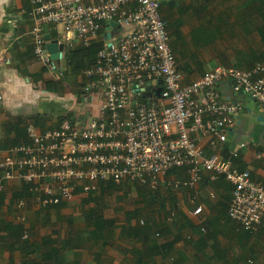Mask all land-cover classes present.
<instances>
[{"label":"built area","instance_id":"built-area-1","mask_svg":"<svg viewBox=\"0 0 264 264\" xmlns=\"http://www.w3.org/2000/svg\"><path fill=\"white\" fill-rule=\"evenodd\" d=\"M28 1L33 53L49 72L63 68L50 57L47 28H61L57 42L68 51L101 45L94 63L81 71L87 80L81 94L87 98L98 89L102 102L99 115L85 122L65 117L56 128L26 127L28 140L0 160V205L11 180L29 186L36 205L47 208L97 192L108 181H134L152 191L195 190L208 172L213 181L224 177L232 186L228 217L244 231L257 232L264 220V185L235 167L245 144L221 155L242 106L224 101L218 87L229 81L234 93L252 97L264 110V63L250 70L220 64L187 82L162 0ZM175 169L185 178H168ZM16 207L22 211L26 202ZM18 219L25 222L24 216ZM28 239L25 229L23 240Z\"/></svg>","mask_w":264,"mask_h":264},{"label":"crops","instance_id":"crops-1","mask_svg":"<svg viewBox=\"0 0 264 264\" xmlns=\"http://www.w3.org/2000/svg\"><path fill=\"white\" fill-rule=\"evenodd\" d=\"M162 1L164 18L188 41L187 50L193 47L192 31L212 26L211 44L201 46L200 60L205 72L220 64L239 66L237 53L251 45V38L258 51L264 53V37L255 33L240 36L236 27L233 29L238 23L239 8H252L253 0ZM253 8H264V0H259ZM30 9L28 0H6L0 5V72L18 71L26 84L33 85L42 94L36 107L24 108L16 114L0 108V160L12 147L25 142L29 125L39 130L56 128L65 117L77 123L85 122L99 115L102 102L98 89L83 98L81 93L87 80L81 72L75 73L72 69L69 59L74 51H64L62 73L49 72L35 59ZM211 13L213 17L209 20ZM258 22L264 24V14ZM45 35L49 41H58L62 30L47 28ZM180 57L177 54V60ZM189 68L196 71L193 65ZM198 77L187 76V80ZM218 89L224 101L242 106L221 155L226 158L240 144H245L239 158L234 160L235 167L249 170L252 178L264 185V124L256 120L264 110L252 97L234 93L229 81L220 84ZM201 140L202 145L209 147L208 138ZM178 177L185 178V174L180 173ZM178 177L173 175L170 179ZM129 184L137 188L138 206L123 211L118 220L106 214V206L102 205L111 194L100 191L93 202H84L89 194L80 195L72 203H63L62 208L47 210L39 208L30 196L24 200V210H17L18 201L14 197L22 191L23 183L8 181L0 205V264H250L249 261L264 264V220L257 232L249 233L228 218L232 186L224 177L213 181L211 174L204 172L195 190L174 191L170 195L134 181L120 185ZM151 192L162 196L154 200ZM201 207L202 213L195 216L193 211ZM122 210L119 208L118 212ZM19 215L25 217L24 223L19 222ZM94 216L114 223L100 233L102 237L97 241L93 238ZM143 219L149 222L146 230L141 229ZM3 224L13 226V230L1 229ZM22 225L29 231L27 241L18 238L19 232L22 235L19 227Z\"/></svg>","mask_w":264,"mask_h":264},{"label":"trees","instance_id":"trees-1","mask_svg":"<svg viewBox=\"0 0 264 264\" xmlns=\"http://www.w3.org/2000/svg\"><path fill=\"white\" fill-rule=\"evenodd\" d=\"M258 1L259 0H253L251 2L250 6L252 8H239L238 14L236 15V23H237V21H238V23L235 24V26H233V29H234V27H236L237 32L239 33L240 36H242L241 34H243V33H244L243 35H245V36H247L248 33L249 34L255 33V34L261 35L260 37L263 39V37H264V24L259 25L260 23L258 22V18H259V16H263L264 8H253V7H257ZM162 7H163V1H162ZM161 12L163 14V8H162ZM211 12L213 13V10ZM212 13L209 16V20H211V17H213ZM224 16H225V18L229 19L228 14H225ZM219 19H221V17ZM167 23H168V31L170 34L171 45H172L174 54H175V56H177V54L179 56H181L180 61L177 60V58H176V60L178 62V66H179L180 71L184 74L185 80L187 82H191V81L187 80V76L189 77V76L198 75L200 77V76L204 75L206 72H205L204 66L202 65V62L200 60L201 59L200 57L202 56L201 46L206 47V46H209L211 44L210 28L212 26L211 25L201 26L200 29L192 31L191 35H190V37H191L190 40L193 44V47H192L193 50L192 49L187 50L186 48H187V45L189 44L188 41L184 40L182 34L180 32H178L177 30H175L174 24H171L168 21H167ZM100 47H101V45L96 42L95 44L92 45L91 48H88V49L78 48L72 53H70L71 52L70 51L69 53L71 54V56H70L69 61L71 62L70 64L72 65L73 71L75 73H80L84 68L90 67L93 64L95 57H96V53L98 52ZM245 49L246 50L237 53L239 66H234V67L242 68L244 70H250L256 64L264 63V53H261L258 51V49L256 47V43L252 40V38H251V45L249 47L246 46ZM179 50H182V52ZM222 57H224V56L222 55L221 58ZM86 60H91V63L86 62ZM191 65L195 66L196 71L188 70V69H190L189 67ZM25 135H26V140H25V142H26L28 140L27 130L25 131ZM180 173L181 172L177 169L172 170L171 172H169L168 178H170L173 175L178 177ZM136 183L138 184V182H136ZM101 184H103V185H101ZM101 184H100L99 190L97 192L90 193L84 202H93V201L97 200V198L99 196V194H98L99 191L100 192H108V193L112 194V192H116V191L122 189L120 187L121 186L120 184H116L113 181L103 182ZM106 186H109L107 188V190L105 189ZM146 190H147V188H146ZM173 192L174 191H172V190H168L165 193H163V192L162 193L165 195L166 194L170 195V193H173ZM150 194H152V192ZM152 195H154V197L152 196V198H154V200L157 197L162 196L159 193L152 194ZM3 196L4 195L1 196V200H2ZM30 196H33V198H34V194L32 192H30V187L27 186L26 184H23L22 191L19 193H16L14 199H16L17 201H20V200H25L27 197H30ZM63 206H65V205L63 203H61L59 205H53V206H49L47 208H41V209L47 210V209H50L53 207L62 208ZM143 221H144V223H143V226L141 227V229L146 230L147 228H149V222L145 221L144 219H143ZM113 225H114V223L112 221H108V220L106 221L100 217L94 216L92 218V226L95 228V231L93 233L94 240L95 241L99 240L102 237V234H100V233L103 230L108 229L109 227H113ZM19 227L22 229V231H21L22 235H20V232H19V236H18V233H16V235L22 241H27V240H23V233H24L23 230H25L27 228L26 227L24 228L23 225H22V227L21 226H19ZM12 228H13V226H11V225L5 226V224H3V227L1 229H5V231H6V230H13ZM141 240H143L145 242L144 238H142Z\"/></svg>","mask_w":264,"mask_h":264},{"label":"clouds","instance_id":"clouds-1","mask_svg":"<svg viewBox=\"0 0 264 264\" xmlns=\"http://www.w3.org/2000/svg\"><path fill=\"white\" fill-rule=\"evenodd\" d=\"M4 3L6 0H0V5ZM41 99V92L26 84L18 71L9 69L0 72V108L16 114L24 108L36 107Z\"/></svg>","mask_w":264,"mask_h":264},{"label":"rangeland","instance_id":"rangeland-1","mask_svg":"<svg viewBox=\"0 0 264 264\" xmlns=\"http://www.w3.org/2000/svg\"><path fill=\"white\" fill-rule=\"evenodd\" d=\"M121 188L122 189L120 191L112 192L111 195L106 196V201H102V205L106 206L104 209L107 210L106 214L115 217L118 220H120L123 216V211L131 210L133 208L136 209L139 202L138 200L140 199L138 197V191L135 185L129 184L126 186H121ZM119 208H123L122 212H118Z\"/></svg>","mask_w":264,"mask_h":264},{"label":"water","instance_id":"water-1","mask_svg":"<svg viewBox=\"0 0 264 264\" xmlns=\"http://www.w3.org/2000/svg\"><path fill=\"white\" fill-rule=\"evenodd\" d=\"M110 26H115L114 23H111ZM110 38V35L107 34V39ZM46 40L48 41L47 43V49L50 53V57L53 61H57L58 63H60L62 57H63V53L65 51V47L63 44H58L57 41H49V38L46 37ZM135 87V86H134ZM162 93V88H159L156 92V96L159 97ZM148 96H152V94H148ZM257 122H260L261 124H264V114H261L259 116L256 117Z\"/></svg>","mask_w":264,"mask_h":264}]
</instances>
